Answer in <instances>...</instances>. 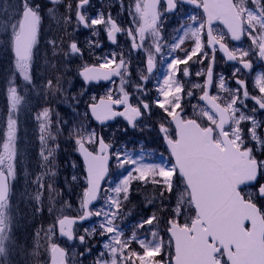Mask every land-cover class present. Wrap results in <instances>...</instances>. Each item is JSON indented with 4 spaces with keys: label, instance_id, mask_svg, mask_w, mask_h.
Here are the masks:
<instances>
[{
    "label": "snow or ice",
    "instance_id": "6c2138e0",
    "mask_svg": "<svg viewBox=\"0 0 264 264\" xmlns=\"http://www.w3.org/2000/svg\"><path fill=\"white\" fill-rule=\"evenodd\" d=\"M60 2L48 0L51 6L47 7V15L58 26L70 24L74 14L77 27L96 29L103 26L108 41L113 44L117 43L118 33H125L131 39L133 50L144 49L150 37V48L144 49L147 74L153 73L156 56L163 58L162 50L166 46L171 49L170 55L181 49L184 58L173 56L163 83H158L156 96L151 99V89L144 86L149 75L139 76L135 97L126 90L130 73L129 61L123 52H113L99 57L102 62L82 66L79 75L85 83L120 77L115 91L109 88L104 96L91 97L83 116L88 117L90 112L101 124L123 117L128 125L136 128L145 119H151L153 109L158 108L162 112L158 131L170 159L145 163L143 157L134 159L126 146L112 151L113 145L83 121L74 125L68 134L82 155L84 166L80 214H61L47 228L40 227L35 233L33 256H39L41 241H45L50 264H68L66 249L53 242L58 230L61 237L78 241L83 247L84 251L74 253L73 259L77 255H91L95 247L91 242L99 238L102 250L92 264H264V121L256 118L257 111L264 110V72L255 78L258 95H251L246 82L238 78L242 69L253 68L248 59L250 54L264 60V0H130L127 11L132 17V26L127 29L119 26L110 14L88 15L90 0H75L74 4L68 0L67 11L63 14L58 13L56 7ZM185 3L193 8L191 14L185 13L187 19L176 29L183 35L173 37L170 45L162 44L164 17L178 11ZM162 5L163 12L160 10ZM43 12L44 5L36 0L0 3V36L5 37L13 57L7 87L8 113L0 134V264H5L12 243L13 207L10 201L20 157L17 114L25 101L18 90L16 77L19 75L26 85H33L34 58ZM213 21H221L232 40L240 41L246 36L251 41L249 49H230L224 42L225 34L214 31ZM92 35L97 36L98 31L94 30ZM187 41L192 43L190 50L181 47ZM87 43L92 49L101 47L95 39H89ZM47 44L51 46L53 59L83 56L75 39L66 42L63 36L53 37ZM217 50L222 51L228 61H237L242 66L232 73L238 85L235 89L227 87L223 74H214ZM194 57L197 63L209 61L206 72L201 69L196 73L197 77H204V83L192 85V89L201 91L199 99L205 101L206 106L192 105L194 115L189 117L185 113L184 97H193L194 93L192 89L186 90L177 77L181 73L184 77L190 75L188 64ZM50 66L60 70L56 63ZM61 81L60 76L47 79L43 91L53 97L62 95L65 103L75 107L83 93L66 95ZM214 87L217 94L212 95L209 90ZM220 92L226 95L221 96ZM248 100L254 101L255 106L249 109ZM116 106L123 110H116ZM53 113L51 107H45L36 116L41 143L39 166L43 171L31 181L36 185V191L30 194V199L35 201V212L43 211L45 192L50 203L59 195L48 181L56 175L55 154L59 145L55 141L64 131L59 125L67 122L61 121L57 114L54 123ZM249 122L250 127L243 126ZM113 159L116 167L125 169L127 175L115 187L102 190L101 182L108 176ZM128 165L130 169L126 168ZM72 166L76 167L74 162ZM79 179L81 177L73 175L71 182ZM134 181L155 186L156 194L145 199L149 204L159 199L160 207L126 234L118 221L125 218L124 206L129 201ZM102 191L103 206L93 211L89 206L100 199ZM64 207L70 209L71 205L65 202ZM48 211L51 213L53 209L49 207ZM92 217L99 218L98 223L83 228V232L74 227L82 226Z\"/></svg>",
    "mask_w": 264,
    "mask_h": 264
},
{
    "label": "rangeland",
    "instance_id": "374dc122",
    "mask_svg": "<svg viewBox=\"0 0 264 264\" xmlns=\"http://www.w3.org/2000/svg\"><path fill=\"white\" fill-rule=\"evenodd\" d=\"M128 1V5L130 3V0ZM15 0H0V3H14ZM37 3H41L44 5V12L42 15L51 21V18L47 15V7L51 6L48 4V0H36ZM93 5L99 6L100 8L105 7L106 11L105 13H111L112 9L117 6V10L120 12H126L128 6H126V3L124 0H93ZM11 11V9H9ZM251 45V41L245 36V41L238 45L236 48L248 50ZM235 48V49H236ZM43 54H41V63H46L48 59L43 57ZM250 59L257 61L260 68H256L257 64L252 61L253 64V72L250 74L248 82L251 84L252 89L249 91L251 95H258L259 94V86L255 84V78L256 76L264 72V60H261L258 55L250 54ZM12 53L10 49L7 48V45L5 43V37L0 36V134H2V130L4 128V124L6 122V117L8 113V101H7V87H8V79L11 76V70H12ZM75 70H78V67L75 68ZM64 68L62 67L60 77H62V85L63 88L66 90V95H72V94H80L83 93L82 96H80L79 104L75 107H69V106H61V108H57L56 112H59L58 118L61 121H66L68 123L76 120L79 118L77 116V113H81V110L78 108L80 107V102L85 105L88 101H91V97L94 96V93H102L103 88H97L91 86H83L80 82H76V80L73 75H68L63 73ZM234 69L231 70H224L222 72V69H220L219 74H223L225 79L227 81H231L232 83H235L236 78L232 76ZM40 72V71H39ZM38 72V73H39ZM67 76V80L65 79ZM238 78L244 80L247 77H244L243 74L239 73ZM36 80L33 79V82ZM120 82V81H119ZM118 82V83H119ZM16 84L18 87V90L20 91V94L25 97V101L22 102V105L19 109V112L17 114V120H18V149L20 152V157L17 163V178L12 184V196H11V205L13 207V225H12V231L15 227H18V225H21L22 218L21 215H25V213L28 211L29 207H31V204L35 201L30 199V194L34 193L36 190L34 188V184L31 183L32 180L35 179L36 174L39 172L37 171L39 168V165L41 163L39 152L37 154V144L36 141L39 138V133L37 130H34L31 123H34L35 117L37 114L33 111L32 107L35 105L33 101H35L34 95H29V86L26 85V82L23 81V79L17 75L16 77ZM112 86V85H111ZM109 86V88L115 90V87L117 86ZM228 87V86H227ZM94 89V90H93ZM91 92V93H90ZM223 93V92H222ZM43 95V92H40L38 95L37 103ZM64 102L63 96H59ZM250 100L246 101L247 105ZM250 108V106H248ZM56 119H57V115ZM61 118H60V117ZM83 123H85V120H83ZM62 124V123H61ZM66 140V137H64L63 141ZM127 145V143H123L117 147V149L124 148L125 146L129 151L132 152L133 158H140L143 157V161L145 163H160V158H157L156 160H153L151 156H146L141 152L140 144L143 142H132ZM75 146V142L73 147ZM66 148L62 144L61 152H63V149ZM116 149V150H117ZM55 166H60V164H56L57 161V155H55ZM62 168L63 173L60 178L57 177L55 180V184L53 185L54 188H57L56 186L60 187L62 186L63 192H68L72 195L71 198L68 197V195H65L67 199H65L64 202L58 203V212H61V209L63 208L65 212H72L74 214H78V209L80 205V194L83 190V169L81 166V163L77 157H73L69 151L65 152L62 156ZM73 162L75 163L76 167L73 168ZM37 166V167H36ZM112 176L110 180L105 184L104 190H109L113 187H115L116 183L119 182L120 179L123 178L124 175H127V171L125 169H118L116 167V161L113 159L112 162ZM126 168L130 169L131 166L128 165ZM73 175H77L78 177H81V179L77 180L76 182H71V177ZM157 192V189L155 186L149 184H144L142 182H136L134 181L129 195V201L125 203L124 206V212H125V218L122 220V227L126 234H130V231L127 230V228H134V219L140 218L145 219L148 217V213L155 210L160 207V201L159 199H156L153 204H149L145 197L147 196H153ZM59 193V191H57ZM104 198V196H103ZM172 203L174 204V196L171 198ZM65 202H68L73 208H66L64 207ZM103 206V199L101 200L100 204H98L97 207L94 208L93 211L96 209H99ZM171 207V205H169ZM160 214V213H159ZM61 213H58V216H60ZM99 221V218L93 217L92 220L86 224L85 226L81 227L79 229V232H83V228H89L93 224H97ZM121 222V221H118ZM93 245H95L94 248H97L96 250L92 251L91 255L86 254L84 257L75 256V259H73L74 253L83 252V247L79 246L77 243L73 244L69 247H67V250L69 252L68 254V264H92V261L95 256L98 255V253L102 250L100 247L99 238L94 239L91 242ZM65 247V245H63ZM137 245H135L134 248H136ZM5 264H13L10 257L6 259Z\"/></svg>",
    "mask_w": 264,
    "mask_h": 264
},
{
    "label": "flooded vegetation",
    "instance_id": "af4514ba",
    "mask_svg": "<svg viewBox=\"0 0 264 264\" xmlns=\"http://www.w3.org/2000/svg\"><path fill=\"white\" fill-rule=\"evenodd\" d=\"M126 3V6H128V1L124 0ZM68 0H61L60 4H58L57 10L58 13H66V3ZM71 2L74 4L75 0H71ZM93 0H90V6H88V15L95 17L97 13L106 11L105 7L100 8L99 6L92 4ZM193 6L190 5H182L180 6L179 10L173 13H168L166 17L163 19V24L161 28V34L163 36V41H161L162 44L170 45L172 43L173 37L176 35H183L182 32L177 33L176 29L180 26L182 22H184L187 19V16L185 13L191 14V9ZM117 6H115L112 9L111 13H105L110 14L113 19L117 20V23L119 26H121L124 29H127L131 25L132 17L128 14V11L126 12H120L117 10ZM162 12L164 10V6H161L160 9ZM201 10H197L199 12ZM45 28H50L52 31V34L54 37H60L63 36L66 39V42L70 41L71 39H75L78 44L80 45L83 56L75 55V56H58L56 57L57 61H60V64L63 68H68L70 71L68 72V75H73L75 79H77L75 68L78 67V70L82 68L84 64H96L99 62H102L98 60L99 57H103L105 55H109L113 52L120 54L121 52L124 53L125 59L129 61L128 65V71L130 73V79L129 83L126 85V90L133 94V97L137 95L136 93V85L140 83L139 76L141 74L149 75V81L145 83V87L147 89H151L149 93V99L156 96V87L159 84L163 83V79L165 74L168 71V63L171 61L173 56L179 57L181 59L184 58V51L181 49H177L175 52H171L170 47L166 46L162 50V56L160 55L156 56V67L153 70L152 74H147L145 72V61H146V51L144 49H149L150 45L152 43L151 38L148 37V39L145 42L144 49H131V39L123 32L117 34V43L113 44L110 41H108L106 32L104 30L103 26H97L96 29H89L84 28L82 25L77 27L74 14H73V20L70 24L65 25L63 27L58 26L54 20L51 19V22L44 21ZM214 31L216 33H224L225 34V40L224 42L228 44V47L230 49H235L238 45L242 44L245 41V36L242 37V41L238 44H233L225 30L218 24L215 23L212 25ZM98 31V35L93 37L92 33L93 31ZM89 39H95L100 42L101 47L92 49L88 46L87 41ZM139 42V41H138ZM182 49H188L192 47V43L190 41H187L184 45L181 46ZM211 52H209V56H211ZM250 59V57H248ZM196 58H193V61H189L188 67L190 75L187 77H184L181 74H178V79L182 81L185 85V89H192L193 84H203L204 83V77H197L196 73L198 71H201L203 69L206 72V69L208 67V60H205L202 64L195 62ZM251 60V59H250ZM257 64L256 68H260L257 61L251 60ZM184 65H181V68H183ZM236 67H240L238 62L234 64H227L225 63L224 59L220 55L219 51L217 50L215 53V66H214V74L219 75L220 69L224 70H231L235 69ZM254 68L250 69L248 74L246 75L247 78L244 79L246 82V87L248 91L252 89L251 84L248 82V75L253 72ZM120 77L112 78L109 83L105 84H98L94 85L92 83H89L87 87L91 86L90 88H103L102 93H94V96L97 98L104 96L105 93L108 91L109 86H116L115 89L120 84ZM119 82V83H118ZM227 86L231 89H235L236 86H238L235 83H232L231 81H227ZM236 84V86H235ZM111 86V87H112ZM94 90V89H93ZM115 91V90H114ZM194 96L188 97L185 95L184 97V107H185V113L187 116L191 117L194 115L192 105H199V106H206L202 100L199 99V97L202 95L201 91L199 89H192ZM210 94L215 95L217 94V89L211 88ZM91 93V92H90ZM252 94V92H251ZM221 96L226 95L225 93L220 92ZM88 103H91V101H88ZM132 103L135 104L136 100L135 98L132 99ZM88 105V104H87ZM248 106L252 108L255 106L254 101H249ZM249 108V109H250ZM116 110L122 111L123 108L121 106H116ZM162 116V112L158 108L153 109V114L151 119H145L143 122L139 124L138 127L132 128L130 125H128L127 121L123 117H116L112 120L111 123L104 127H98L95 124L91 123L89 121V124L91 126H94L98 132H101L104 135V138L107 143H111L113 145L112 151H116V148L118 144L116 143H127V142H143L140 144V148H143V154L146 156H151L153 159L155 158H163L164 161H167L169 157V154L164 146V142L162 139L161 134L158 131V122L160 121ZM257 120L264 121V110H258L256 113ZM244 127H250V122L243 125ZM123 129H127V131H123ZM115 133H117V138H114ZM138 143V144H139Z\"/></svg>",
    "mask_w": 264,
    "mask_h": 264
},
{
    "label": "trees",
    "instance_id": "16d2710c",
    "mask_svg": "<svg viewBox=\"0 0 264 264\" xmlns=\"http://www.w3.org/2000/svg\"><path fill=\"white\" fill-rule=\"evenodd\" d=\"M52 31L46 29L44 30L43 27L40 29V36H39V43L37 45V54L34 58V80L33 85L29 86V95H34L35 96V101L33 103L35 104L32 109L33 111L38 114L43 108L45 107H51L54 110L53 113V121L55 123L56 121V116L59 115V112L55 111L57 108H61L63 104H66L65 102H62L59 98V96L53 97L51 95L46 94L43 91V85L46 83V80L49 78H53L54 76H60L61 70H62V65L60 64V61H57V59H53L52 57V49L51 46L47 44V41L51 38H53ZM43 54V57L48 59L50 63H41L40 61V56ZM51 63H56L59 65V71L54 70L51 68L50 64ZM40 71V72H39ZM39 72V73H38ZM40 92H43V95H41L38 103H37V98ZM60 117V116H59ZM61 118V117H60ZM78 119H84L83 117H79ZM31 125L34 127V130H37L39 133L40 137V131H39V122L37 121L35 117L34 123H31ZM73 123L70 122L67 124H60L59 127L63 128L64 131L61 132V134L57 137L55 143L59 145V148L56 152L55 155H57V161L56 164H60V166H55V172L56 175L51 178L50 183L53 185L55 184V180L61 177L63 173V168H62V156L64 155L65 152L69 151V153L74 154V140L69 138L68 130L73 127ZM64 137H66V140L63 141ZM37 144V154L38 152L40 153L41 149V143L40 139L38 138L36 141ZM62 144L64 145L63 152H61L62 149ZM49 146H53L52 142H49ZM75 156V155H73ZM37 167V166H36ZM39 172L43 171V169L38 168ZM38 172V173H39ZM112 173V170H111ZM47 179V178H46ZM54 187V186H53ZM56 191H59V195L56 196V200L52 203H50L47 199V192H45L43 199V211L40 212H35V202L31 204V207H29L28 211L25 213V215H21L22 222L21 225H18V227H15L12 231V237H13V243L11 244V248L9 251V257L13 264H47V259H48V252L45 250L46 249V244L47 242L41 241V247L39 249V256H33V250L36 246V238H35V233L40 227L47 228L49 225L53 224L55 222V219L58 217V213H61L63 215H73V209L72 212H58V203L60 204L61 202H64L65 199L68 197L71 198L72 195L69 194L68 192H63L62 186L58 187ZM34 188L36 190V185L34 184ZM65 195H68L66 198ZM104 196V195H103ZM103 196L101 197V200L103 199ZM49 207L53 209V211L50 213L48 211ZM71 208H73L71 206ZM155 210L151 211L147 215L150 216ZM159 214V213H158ZM140 218H135L134 219V225L140 222ZM122 226V221L118 222ZM163 223H161V227H163ZM147 227V226H146ZM130 233L132 231L131 228H127ZM53 242H59L61 243V240H58L56 236L53 237ZM133 247H135V244H133ZM97 248H94L96 250Z\"/></svg>",
    "mask_w": 264,
    "mask_h": 264
},
{
    "label": "water",
    "instance_id": "95a60500",
    "mask_svg": "<svg viewBox=\"0 0 264 264\" xmlns=\"http://www.w3.org/2000/svg\"><path fill=\"white\" fill-rule=\"evenodd\" d=\"M215 22H218L226 31H227V27L221 22V21H213V23H215ZM228 33V32H227ZM229 34V33H228ZM229 36H230V34H229ZM230 39H231V37H230ZM231 41H233V42H239V41H235V40H232L231 39ZM219 52H220V54L224 57V59H225V61L227 62V63H233V62H235V61H228L227 60V58H226V56H225V54L222 52V51H220L219 50ZM81 77V79L84 81V79H83V77L82 76H80ZM102 81H105V80H102ZM85 82V81H84ZM94 83H98L99 81H93ZM203 103H205L206 104V102L205 101H202ZM89 114H90V112H89ZM90 116H91V114H90ZM91 119L96 123V124H98V125H103V124H105V123H108V122H110L111 120H109V121H105L103 124H101V122L100 121H97V120H95V118L94 117H92L91 116ZM77 148V147H76ZM77 154L79 155V157H80V159H81V161H82V164H83V157H82V155L77 151ZM84 167V166H83ZM103 182L104 181H102L101 182V187H102V184H103ZM97 201H93L92 202V205H94L95 203H96ZM92 205H90L89 207H91ZM88 221V220H87ZM87 221H85V222H87ZM85 222H83V223H85ZM57 236H58V238H60V239H65V240H67V238L66 237H61L60 235H59V231L57 230ZM67 241H69V240H67ZM48 264H50V254H49V261H48Z\"/></svg>",
    "mask_w": 264,
    "mask_h": 264
}]
</instances>
